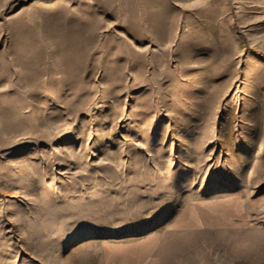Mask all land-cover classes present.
<instances>
[{
  "label": "rangeland",
  "instance_id": "1",
  "mask_svg": "<svg viewBox=\"0 0 264 264\" xmlns=\"http://www.w3.org/2000/svg\"><path fill=\"white\" fill-rule=\"evenodd\" d=\"M0 264H264V0H0Z\"/></svg>",
  "mask_w": 264,
  "mask_h": 264
}]
</instances>
